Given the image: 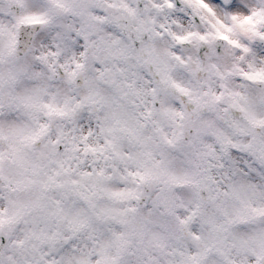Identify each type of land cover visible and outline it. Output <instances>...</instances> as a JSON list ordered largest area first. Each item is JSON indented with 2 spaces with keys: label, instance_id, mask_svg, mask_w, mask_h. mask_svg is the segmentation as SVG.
<instances>
[{
  "label": "snow or ice",
  "instance_id": "snow-or-ice-1",
  "mask_svg": "<svg viewBox=\"0 0 264 264\" xmlns=\"http://www.w3.org/2000/svg\"><path fill=\"white\" fill-rule=\"evenodd\" d=\"M0 264H264V0H0Z\"/></svg>",
  "mask_w": 264,
  "mask_h": 264
}]
</instances>
